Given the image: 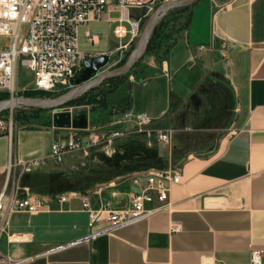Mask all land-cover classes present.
Returning a JSON list of instances; mask_svg holds the SVG:
<instances>
[{"label": "crops", "instance_id": "0c3cea01", "mask_svg": "<svg viewBox=\"0 0 264 264\" xmlns=\"http://www.w3.org/2000/svg\"><path fill=\"white\" fill-rule=\"evenodd\" d=\"M98 22L102 20L91 22L98 33L96 41L86 40L80 28L79 47L89 55L114 48L121 52L135 42L126 36L106 48L85 47L99 45L100 33L93 27ZM112 25L108 36L119 38ZM201 44L206 46L201 48ZM185 69L192 71L195 86L182 79L180 89L168 90L167 84ZM207 78L216 83L223 80L232 98L231 113L214 147L180 164L183 176L170 186L169 209L112 233L92 235L98 226L90 224L78 196L61 203L50 199L46 209L8 216L0 234V251L22 259L20 264H250L251 250H264V0H196L184 32L170 48L145 56L112 90V94H126L119 110L112 98L109 108L112 114L117 112L112 124H118L115 120L123 109L144 111L158 120ZM53 112L42 113L49 124L16 127L11 134L0 132V184L1 169L10 154L41 163L50 157L55 138L71 129H91L90 119L86 126H73V111L69 128L56 127ZM119 124L112 129L130 126ZM134 133L148 138L139 132L125 136ZM127 183L124 196L112 188L113 178L107 185L76 191L88 194L93 207L107 201L111 208H121L127 206L134 189ZM172 225L179 230L172 231Z\"/></svg>", "mask_w": 264, "mask_h": 264}, {"label": "built area", "instance_id": "2783aa9c", "mask_svg": "<svg viewBox=\"0 0 264 264\" xmlns=\"http://www.w3.org/2000/svg\"><path fill=\"white\" fill-rule=\"evenodd\" d=\"M159 0H0V92L19 94L27 89L54 95L73 86L70 77L83 67V59L89 55L80 49V28L83 37L96 41L98 33L92 30L91 22L102 20L112 25L115 36L136 39L140 34L142 18ZM111 9L118 12L110 16ZM123 47L125 44L122 45ZM201 44L200 47H205ZM117 48L107 53L114 54ZM23 65L32 73L28 87L17 84V68ZM83 105V104H82ZM72 112L76 105H66ZM115 122L129 123L124 129L93 131L88 128L71 129L66 136L55 138L50 145V157L61 161L64 155L76 149L87 153L102 140L111 141L114 136L129 132L153 134L163 145L172 140V129L154 128L155 120L146 112L123 109ZM13 125L1 128L0 132H13ZM108 152V150H106ZM40 164L39 159H21L10 154L7 164L1 169L0 184V234L5 230L7 218L18 211L46 209L49 200L58 203L78 196L81 207L87 212L90 224L98 226L92 231L112 233L118 227L144 219L158 210L170 208L169 190L183 176L180 165L149 166L129 171L123 177L134 186L128 204L111 208L107 201L99 207L91 205L86 193L75 190L50 193L47 196L35 193L28 186L20 185L21 176ZM172 225L171 230H179ZM264 250H251L250 264H263ZM22 259L5 255L0 251V264H20ZM111 264H118L113 262Z\"/></svg>", "mask_w": 264, "mask_h": 264}, {"label": "rangeland", "instance_id": "374dc122", "mask_svg": "<svg viewBox=\"0 0 264 264\" xmlns=\"http://www.w3.org/2000/svg\"><path fill=\"white\" fill-rule=\"evenodd\" d=\"M164 1L166 0L157 1L152 10L142 18L140 34L135 39V42L132 43L133 45L129 46V48H125V50L121 52L119 51L114 54L110 53L108 63L101 67L99 72L105 69H110L113 66L120 65L135 54L141 45V41L138 45V40L142 35L143 27L157 6ZM173 9H175V6H170L158 16V21L165 13H167L169 17L172 15L176 16L175 19H171L165 24L162 32V36H164L165 41L170 43H172L177 36L184 32L189 17L186 11ZM169 10L170 12L168 13ZM117 14L118 12L114 11L110 14V16L112 17ZM111 25L112 24L109 25V22L106 21L95 23L93 27L100 33V43L97 46H94L91 43L84 44L85 47L91 49L106 48L109 45L112 46V41L118 42L120 40L123 41L127 39V37L123 39L115 38L112 37L111 34L109 37L108 28L110 29ZM161 50L162 48H158L153 45L149 51L145 52V54L127 70L126 73H120L118 76L113 78H102L95 86L88 89L91 93L90 96L87 98H81L79 102L73 103V106L76 105V107L74 106L73 108V114L78 110L85 111L84 115L87 120L90 119L89 123L93 131H109L112 127H120L121 124H119V122H117L118 124H112V119L117 116V112L112 114L113 111L109 107H111L113 98L114 100H117L116 108L119 110L121 106L125 105V101L121 100L122 94H126L122 92L112 94V87L117 86L124 77L133 73L136 70L137 65L141 63V60L145 56L151 54L152 52H158ZM191 73L192 71L189 69L183 70L179 76L171 80V87H169L170 84H167V89L172 92L180 89L182 79H186V82L188 83L190 81L191 85L195 84L191 77ZM32 78V73L28 68L23 65L18 66L17 84L19 86L24 85L28 87V85L32 82ZM220 82L216 83L207 78L203 82L202 87L194 90L191 96L181 103L172 105V108L162 118L155 120L152 125L154 128L172 129V140L169 144L163 145L153 134L150 136L146 134L148 138L140 135L125 136L126 133L114 136L111 141H100L99 144L88 149L87 153L80 148L66 153L61 161H56L52 157L47 158L39 165L25 172L20 178V185L29 186V181L30 183H34V179L39 176V186L35 185L36 187L34 189H30L35 193L43 195L44 191L47 189L53 190L54 192H63L68 190L87 192L93 187H96L98 184L107 185L113 178L116 184H112V188H117L120 195H126V191L129 187L127 180L124 177L116 178V175H123L126 173V171L122 172V170L126 169V167H132L130 164L132 159L131 157L126 156L123 158V163H119L118 166H114V164H116L115 159L107 158V155L112 154L114 148L122 145L123 143H127L131 149L134 147H144L145 149L147 147H151L155 154H152L149 159L141 162L145 163V161L149 160V162L152 161L150 166H160V163H165L168 166L180 165L189 157L200 152H206L213 148L219 137V133L221 132L220 128L225 126L227 123L232 107L231 94L228 88L224 86L223 80ZM74 88L75 85L63 89L65 90L63 94L73 90ZM182 90L188 91L189 89L182 88ZM63 94L57 96H61ZM54 95H47L44 97H57ZM102 95H104L103 98ZM89 97H92L90 98L91 100L88 99ZM102 99H104V102ZM105 106L106 108H103ZM35 107L36 106H24L17 104L2 106V108H0L1 128H7L10 121L14 127L13 130L20 126H29L31 124L47 122L48 116L42 113H45L52 108L42 107L37 109ZM64 109L65 108H61L60 110ZM60 117L61 116H58V118ZM65 119L66 122L70 123V115L66 116ZM140 133L143 135L145 134L139 132V134ZM106 150H108V152ZM101 153L106 156L102 157ZM156 157H158V160Z\"/></svg>", "mask_w": 264, "mask_h": 264}, {"label": "water", "instance_id": "95a60500", "mask_svg": "<svg viewBox=\"0 0 264 264\" xmlns=\"http://www.w3.org/2000/svg\"><path fill=\"white\" fill-rule=\"evenodd\" d=\"M195 1L196 0H166L160 3L150 15L145 26L143 27L142 35L140 36L142 37L141 45L135 54L122 64L99 72V69L108 63L109 54L107 52H102L94 55H88L83 59V67L81 70L70 77V81L75 85L73 90H70L57 97L23 94L9 95L8 97L0 98V108H2V106L14 104L52 108L54 110L52 114L53 125L60 128L70 127L71 121L69 123L66 122L65 119V117L68 115L71 117V111L66 106L67 103L95 86L102 78H107L127 72V70L144 55L152 29L155 23L158 21V16L170 6H187L192 5ZM61 108L65 109L60 110ZM58 116L61 117L58 118Z\"/></svg>", "mask_w": 264, "mask_h": 264}, {"label": "trees", "instance_id": "16d2710c", "mask_svg": "<svg viewBox=\"0 0 264 264\" xmlns=\"http://www.w3.org/2000/svg\"><path fill=\"white\" fill-rule=\"evenodd\" d=\"M194 4V3H193ZM192 5H187V6H175V9L173 10H180V11H186L187 15H189L191 13V7ZM170 12V10L168 11V13ZM176 16L172 15L171 17H169V15H167V13L163 14L161 16V18L159 19V21H157L152 29L151 35H150V39L149 42L147 44V48L146 51H149V49L151 48V46L155 45L158 48H162L163 52L167 51L171 44L170 42H166L164 36H162V32L164 29V26L167 22H169L171 19H175ZM145 54V53H144ZM139 60V59H138ZM137 60V61H138ZM136 61V62H137ZM126 73V72H124ZM122 73V74H124ZM118 75H114V76H110V77H116ZM115 87H112V90ZM65 90H61L58 93H56V95H60L63 94ZM19 94H23V95H38V96H47L49 95V93H45L42 91H34L31 89H27L24 90L22 92H18ZM90 92L87 90L86 92H84L83 94H81L80 96L70 100L67 104H73L75 102H79L81 98H87L88 96H90ZM9 93L6 91H1L0 92V98H4V97H8ZM104 95H102L103 98ZM92 97H89L88 99H90ZM91 100V99H90ZM100 100V99H99ZM102 101L104 102V99H102ZM35 108L40 109L42 107L40 106H36ZM85 111H80L78 110L76 113L73 114V119H72V125L73 126H86L87 124V118L84 115ZM47 123H50V120L47 119ZM135 135V134H133ZM130 136V135H129ZM132 136V135H131ZM154 155V150L151 147H147L146 149L144 147H134L133 149H131L129 147V145L127 143H123L122 145L115 147L114 151L112 152V154L107 155V158H112L115 159V163L114 166H118V164L123 163V158L124 157H131L132 161H130V164L132 165V167H126V169L122 170V172H128V171H132V170H138V169H143V168H147L150 166V164L152 163L148 161H145V163H142L141 161L147 160L149 159V157L151 155ZM101 156L104 157L106 156L105 154L101 153ZM156 159L158 160V157H156ZM160 166H167L165 163H160ZM37 177V176H36ZM39 176L38 178L34 179V183H30L29 181V188L30 189H34L37 185L39 186ZM41 180V179H40ZM50 180V179H49ZM50 193H55L53 190L47 189L44 191V194H50Z\"/></svg>", "mask_w": 264, "mask_h": 264}, {"label": "bare ground", "instance_id": "6f19581e", "mask_svg": "<svg viewBox=\"0 0 264 264\" xmlns=\"http://www.w3.org/2000/svg\"><path fill=\"white\" fill-rule=\"evenodd\" d=\"M140 41H141V43H142V37H140V39L138 40V45H139ZM138 45H137V46H138ZM0 107H1V106H0Z\"/></svg>", "mask_w": 264, "mask_h": 264}]
</instances>
